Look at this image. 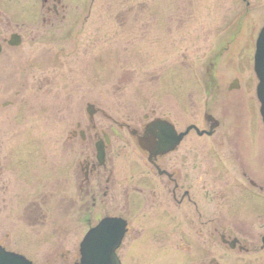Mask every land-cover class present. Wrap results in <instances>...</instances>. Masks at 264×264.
Returning a JSON list of instances; mask_svg holds the SVG:
<instances>
[{
    "label": "flooded vegetation",
    "instance_id": "flooded-vegetation-1",
    "mask_svg": "<svg viewBox=\"0 0 264 264\" xmlns=\"http://www.w3.org/2000/svg\"><path fill=\"white\" fill-rule=\"evenodd\" d=\"M240 1L249 9L250 1ZM139 4V0H0V113L39 108L38 100L46 109L69 110L56 119L61 128L52 134L54 141L45 142L41 133L27 135L26 127L23 133H11V123L16 125L21 118L0 117V206L21 196L31 203L25 219L35 225L41 222L40 207L51 204L55 210L63 209L72 234H79L77 248L64 254L56 251L54 257L45 255L38 262L11 247L3 223L0 249L33 264H81L82 241L110 220L112 233L119 222L126 226L115 251L117 261L139 264V249L123 246L131 221L140 216L139 233L149 229L158 236L178 237L170 251L166 246L154 249L162 264H264V134L246 138L235 133V124L216 111L214 58L228 48L213 52L204 71H197L204 88L215 93L205 102L200 119L183 130L156 105L124 116L112 111L106 98L109 41L134 47L137 56L140 42L154 43L149 36L161 18L159 39L185 43L186 6L166 7L164 16L157 18L153 6ZM260 7L264 11V0ZM110 24L125 38H107ZM262 33L264 21L258 36ZM254 46L253 61L256 42ZM91 52L96 54L93 59ZM186 58L183 49L182 64ZM137 75L138 68L130 70L131 78ZM120 88L114 84L111 91ZM239 88L235 80L227 91ZM62 93L67 95L61 101ZM171 125L178 134H187L173 151L163 152ZM33 126L29 129L36 131ZM47 142H54L56 149H44ZM222 176L225 181L214 183ZM250 191L258 198L252 205L254 217L246 219L234 212L248 203ZM218 203L229 205L230 212L215 209ZM5 208L0 211L4 217ZM131 211L136 212L134 217Z\"/></svg>",
    "mask_w": 264,
    "mask_h": 264
},
{
    "label": "rangeland",
    "instance_id": "rangeland-1",
    "mask_svg": "<svg viewBox=\"0 0 264 264\" xmlns=\"http://www.w3.org/2000/svg\"><path fill=\"white\" fill-rule=\"evenodd\" d=\"M248 1H250L249 9H246L245 3L240 0H139L140 6H153L157 18L164 16L163 13L168 11L166 7L186 6L185 43L181 45L182 43L176 39L175 42L170 41L171 44H167L159 39L162 36L161 18L155 20L157 23L154 33L149 36L154 38V43L148 45L147 42H140L136 47L138 57L135 55L134 47L126 44L115 46L109 41L105 57L106 98L113 105L112 111L124 116L129 111L142 113L149 106L156 105L177 123L178 130H183L185 124H189L193 119H200L205 102L215 93L211 89L204 88L197 77V71L202 72L206 68L213 52L215 54L223 47H227L224 55L214 58V80L216 87H219L215 95L216 111L223 115L228 124H235V133L245 135L246 138L250 134H264L259 111L260 103L256 94L258 80L253 61L254 44L264 21V11L260 7L261 0ZM117 31L115 25L110 24L107 28V38H125L123 34H117ZM247 42L251 44V48L246 47ZM183 49L187 55L184 64L179 59ZM93 53L95 52H91V59L96 55ZM135 68H138L137 78H131L130 70ZM235 80L239 81L240 88L228 93L227 89ZM28 84L35 85L31 81ZM114 84L122 87L117 93L111 91ZM66 95L64 93L60 95L61 101ZM34 102L35 100L33 106ZM36 103L39 108L9 109L4 113L1 112L0 117L22 119L16 121V125L11 123V133H23L22 130L26 127L27 135L41 133L44 142L47 139L54 141L52 134H58L61 128L56 119L68 115L69 110L62 107L46 109L39 104V100ZM34 124L37 125L36 131L29 129L33 128ZM54 146V142L43 144L44 149L51 151L56 149ZM222 171L228 179V174ZM223 181H225L223 176L218 180L214 179V183ZM214 187L216 189L217 185L215 184ZM32 192L31 190L27 193ZM250 194L251 199L247 200L248 203L238 205V210L234 212L246 219L254 217L252 205L258 198L255 193ZM16 197L12 204L0 206V211L5 207L8 208L4 209L8 213L6 217L0 214V230L2 231L4 223V229L11 236V247H17V251L38 262L45 255L54 257L56 251L64 254L77 248L79 234L77 236L72 234L70 218L65 216L61 211L62 208L59 211V207L55 210L51 204L39 206L41 209L39 213L42 214L41 222L34 225L26 221L24 215L25 209L29 210L28 205L31 203H27L24 198L21 199L19 195ZM216 207L218 211L221 209L224 213L231 210L227 204L218 203V206H214L215 209ZM54 214H58V217H54ZM129 214L134 217L136 212L131 211ZM140 218L139 216L131 221L130 232L123 249H139L140 261L143 260V264H153V262L162 264L159 254H154L156 251L154 249L158 247L163 249L166 246L165 250L168 252L170 251L168 248L178 245V237L158 236L148 229L147 224L145 228L148 230L139 233L136 227L142 228L140 223L143 219ZM255 229L257 230V226ZM140 261L138 260L139 264H142Z\"/></svg>",
    "mask_w": 264,
    "mask_h": 264
},
{
    "label": "water",
    "instance_id": "water-1",
    "mask_svg": "<svg viewBox=\"0 0 264 264\" xmlns=\"http://www.w3.org/2000/svg\"><path fill=\"white\" fill-rule=\"evenodd\" d=\"M255 73L259 82L257 86V98L260 103V113L264 123V34H261L257 43ZM190 130L191 129H189V131ZM169 133H170V141L164 142L165 147H163V152L173 151L176 148V146L181 142V140L184 138V136L187 134V132L184 134H178L172 125L171 128H169ZM165 134H163L162 136H164ZM160 139L162 140V142L164 141V137L163 139L160 137ZM99 230H96L89 237L85 239V241L82 243V249L83 251L84 249H91V251L95 253V251L97 249H100L101 247V249L99 250L100 255L93 261L84 260L82 264H105L106 262L107 263L110 262V264H119L117 263V261H115L113 257L112 259H110L111 254L108 255L109 252L105 250L108 249L109 246L111 245L109 241V237L107 235H106L107 237H105L104 234L101 233V231ZM124 234H125V227L123 226L122 230L117 234V238L113 245L114 249H116L120 245ZM0 264H32V263L23 257L6 253L0 249Z\"/></svg>",
    "mask_w": 264,
    "mask_h": 264
}]
</instances>
